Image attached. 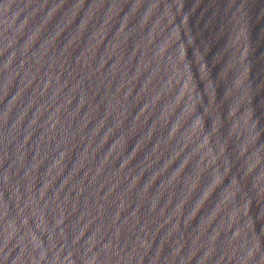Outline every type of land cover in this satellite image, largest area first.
<instances>
[{"label": "water", "instance_id": "1", "mask_svg": "<svg viewBox=\"0 0 264 264\" xmlns=\"http://www.w3.org/2000/svg\"><path fill=\"white\" fill-rule=\"evenodd\" d=\"M0 264H197L22 0H0Z\"/></svg>", "mask_w": 264, "mask_h": 264}]
</instances>
